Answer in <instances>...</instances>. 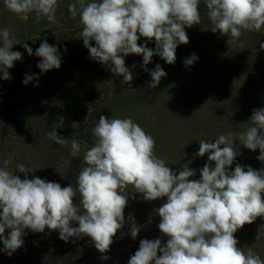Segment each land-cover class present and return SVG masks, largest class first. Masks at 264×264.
<instances>
[{
    "label": "clouds",
    "instance_id": "clouds-1",
    "mask_svg": "<svg viewBox=\"0 0 264 264\" xmlns=\"http://www.w3.org/2000/svg\"><path fill=\"white\" fill-rule=\"evenodd\" d=\"M201 2L207 9L210 30L227 36L228 45L243 47L240 37L244 32L264 33V0H71L68 12L73 19L79 17L78 35L91 59L122 77L123 85L134 80L124 57L142 55L143 69L151 76L149 87L155 89L167 73L160 64L154 69L147 65L153 56L170 65L175 63L178 45L189 42L185 28L201 22ZM3 4L21 21L27 22L34 15L37 22L60 23L59 0H3ZM141 38L154 39L155 49L139 44ZM19 43L10 28H0V73L4 80L11 79L9 69L23 58V53L12 50ZM23 47L29 56L41 58L37 64L41 73L61 67L60 50L46 37L35 52L27 43ZM260 48L264 49V43ZM197 60L193 53L184 64L191 66ZM34 79L38 80L36 74L25 75L23 84ZM248 121L244 131H228L214 142L198 140L195 155L208 154L199 179H190L196 175L190 162L173 171L155 154L153 136L131 117L100 115L92 129L91 146L87 141H69L55 129L49 131V138L69 147L72 157L82 153L81 170L75 181L62 187L46 178L29 179L28 174L36 169L24 163L10 169L11 157L0 162L2 251L11 256L21 248L26 229L43 233L47 228L58 230L59 239L65 242L89 237L101 254L107 253L117 232L124 228L129 195L135 199L134 194L139 193L146 201L166 197L155 213L160 217L159 231L167 240L141 239L128 264H264L253 247L246 251L238 247L235 237L246 224L264 218V168L239 163L232 168L242 154L234 146L237 142L251 151L259 149L257 159L264 163V108L253 109ZM129 219L130 235L136 239L140 226L133 217ZM262 238L264 225L256 241Z\"/></svg>",
    "mask_w": 264,
    "mask_h": 264
},
{
    "label": "rangeland",
    "instance_id": "rangeland-1",
    "mask_svg": "<svg viewBox=\"0 0 264 264\" xmlns=\"http://www.w3.org/2000/svg\"><path fill=\"white\" fill-rule=\"evenodd\" d=\"M69 3L71 0H59L57 25L46 19L37 22L34 15L27 22L21 21L0 0V28L11 29L17 42H21L12 50L23 53L22 60L9 69L10 80H4L0 73V162L11 157L10 169L24 163L36 169L28 174L29 179L46 178L68 186L81 170L82 153L72 157L69 147L53 142L48 132L55 129L69 141H87L91 146L92 129L100 115H104L131 117L153 136L155 154L173 171L190 162L189 167L196 170L195 177L190 179H199V169L208 162V154L195 155L198 140L213 141L228 131H244L253 109L264 108V49L260 48L264 33L244 32L240 37L243 47L228 45L227 36L210 30L207 9L201 2V22L185 28L189 42L178 45L175 63L170 65L153 56L147 65L154 69L160 64L167 73L160 84L155 89L149 87L151 76L143 69L142 55L130 54L124 59L134 80L122 85V77L90 58L78 35L79 17L70 16ZM45 37L49 44L59 48L62 63L59 69L41 73L37 67L41 58L29 56L23 44L27 43L35 52ZM138 43L155 49L154 39L141 38ZM193 53L198 60L186 67L184 61ZM33 74L38 80L23 84L25 75ZM234 146L242 154L233 169L236 163L257 170L264 168V163L257 159L259 149L251 151L238 142ZM15 174L24 178L23 173ZM134 195L135 199L129 195L124 210V228L117 232L107 253L101 254L89 237L65 242L59 239L58 230L46 228L43 233H32L26 229L24 245L11 256L2 251L0 241V264H128L141 239L167 240L159 231L160 217L155 213L166 197L146 201L141 194ZM129 216L140 226L136 239L129 232ZM262 225L264 218L258 217L238 230L235 237L238 247L245 251L253 247L264 259V238L256 241ZM102 255L109 258L104 260Z\"/></svg>",
    "mask_w": 264,
    "mask_h": 264
}]
</instances>
